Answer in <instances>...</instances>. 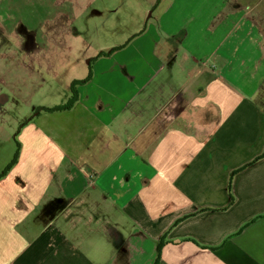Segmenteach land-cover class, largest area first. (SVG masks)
<instances>
[{"label": "crops", "instance_id": "1", "mask_svg": "<svg viewBox=\"0 0 264 264\" xmlns=\"http://www.w3.org/2000/svg\"><path fill=\"white\" fill-rule=\"evenodd\" d=\"M114 48L18 128L0 264H264V0H166Z\"/></svg>", "mask_w": 264, "mask_h": 264}, {"label": "rangeland", "instance_id": "2", "mask_svg": "<svg viewBox=\"0 0 264 264\" xmlns=\"http://www.w3.org/2000/svg\"><path fill=\"white\" fill-rule=\"evenodd\" d=\"M165 1L0 0V92L8 97L0 104V174L13 159L17 130L35 113L37 100L66 104L61 84L73 77H66V69L87 67L101 50L125 46L145 30ZM27 31L44 50L42 66L53 61L58 74L57 70L44 69L31 73L25 68L35 56L19 47L23 42L18 34Z\"/></svg>", "mask_w": 264, "mask_h": 264}, {"label": "trees", "instance_id": "3", "mask_svg": "<svg viewBox=\"0 0 264 264\" xmlns=\"http://www.w3.org/2000/svg\"><path fill=\"white\" fill-rule=\"evenodd\" d=\"M115 50H117V48H113L109 52H106V53H101L98 56H101V55L109 56ZM90 78H91V75L89 74L84 80H81V81H73L70 84V87H69V98H68V101L66 102V104H64V105H62L60 107H55V108H51V109H43V110L48 111V112H57V111L67 110L68 108H70L72 106V104L78 98L77 86H79L80 84L87 83L90 80ZM18 147H19V144H18V142H16L17 151L14 154V157H13L12 161L10 162V164L0 174V178H2L10 170V168H12L16 164L17 159H18ZM230 200L232 201V197H230ZM163 244H164V242L162 240H160L158 242L157 246H156V250H157L156 263L159 260V252H160V248L162 247Z\"/></svg>", "mask_w": 264, "mask_h": 264}, {"label": "flooded vegetation", "instance_id": "4", "mask_svg": "<svg viewBox=\"0 0 264 264\" xmlns=\"http://www.w3.org/2000/svg\"><path fill=\"white\" fill-rule=\"evenodd\" d=\"M18 36L22 39L23 44L21 45V47L23 50L33 49L34 47H37L34 43V37L29 31L18 34Z\"/></svg>", "mask_w": 264, "mask_h": 264}]
</instances>
